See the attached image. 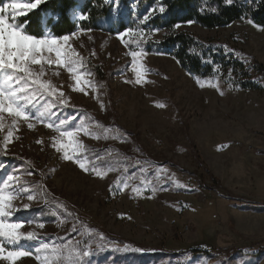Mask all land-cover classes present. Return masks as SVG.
I'll list each match as a JSON object with an SVG mask.
<instances>
[{
  "label": "rangeland",
  "instance_id": "1",
  "mask_svg": "<svg viewBox=\"0 0 264 264\" xmlns=\"http://www.w3.org/2000/svg\"><path fill=\"white\" fill-rule=\"evenodd\" d=\"M128 10L136 11L133 1ZM177 25L264 66V26L247 19L213 29ZM126 30L122 37L68 34L85 64L81 83L55 64L43 77L68 106L56 104L44 121L13 123L2 114L0 188L13 178L11 206L19 209L8 221L37 236L6 245L4 253L32 256H0V264H40L35 249L42 243L65 249L50 254L51 264H67L71 248L91 249L83 264H264V91L232 87L220 76L198 78L170 55L146 51L164 30ZM132 52L140 54L135 61ZM61 120L60 131H73L82 145L75 154L69 149L73 160L57 150L70 139L56 131ZM18 187L27 191L18 195Z\"/></svg>",
  "mask_w": 264,
  "mask_h": 264
},
{
  "label": "trees",
  "instance_id": "2",
  "mask_svg": "<svg viewBox=\"0 0 264 264\" xmlns=\"http://www.w3.org/2000/svg\"><path fill=\"white\" fill-rule=\"evenodd\" d=\"M131 1L136 4L134 13L128 10ZM152 6L164 7L165 12L156 9L155 15L142 22V16ZM75 13L81 18L77 19ZM245 19L263 27L264 0H232L231 4L225 0H118L117 3L114 0H44L37 8L19 15L15 22L23 23L27 33L37 37L44 34L59 37L77 29L106 33L161 29L164 30L162 38L145 43L146 51L170 55L180 67L198 78L220 76L232 87L263 92L264 66L261 63L239 59L232 48L215 39H203L175 28L179 23L192 21L213 29Z\"/></svg>",
  "mask_w": 264,
  "mask_h": 264
},
{
  "label": "snow or ice",
  "instance_id": "3",
  "mask_svg": "<svg viewBox=\"0 0 264 264\" xmlns=\"http://www.w3.org/2000/svg\"><path fill=\"white\" fill-rule=\"evenodd\" d=\"M42 3H44V0H34L32 3L23 5L18 4L16 0H9V2L0 0V127L3 126L4 117L2 114L5 112L13 118V123L17 118H22L24 121L29 119L44 121L48 115L53 114L51 108L55 107L56 104L61 107L68 106L63 99L64 94L59 92L50 80L43 79L45 66L51 67L55 64L64 67L69 73L73 74V78L78 85L81 83L85 64L82 58L77 60L74 55V49L69 44L70 36L68 34L59 37L44 34L37 37L28 34L23 23L15 22L22 14L17 11L18 9L32 10ZM225 3L231 4L232 0H225ZM159 12L164 13L165 8L160 7ZM155 14L154 10H150L143 17V21L149 20ZM188 23H192V21H188ZM176 27H179V25ZM126 31L132 32L131 29ZM72 35L74 36L76 33L73 32ZM118 35L122 37L124 33H118ZM131 55L135 61V58L140 54L132 52ZM37 65L39 66L38 71L34 67ZM141 80L142 77L137 75L135 83L140 84ZM84 83L91 84L92 82L89 80ZM45 99L46 103L40 105V100ZM33 109H35V112L32 111ZM65 124L66 121L61 120L55 128L56 131L60 132V139L64 137L70 139L68 143L61 144L57 150L63 149V159L73 160L74 155H69V149L75 154L81 150L82 145L79 142L74 143L75 135L73 131H60ZM47 126L53 127L52 124ZM28 127L32 128L33 124L29 123ZM57 143H54L53 147H57ZM98 159L100 158L98 157ZM76 162L79 163L81 168H85V164L80 161L79 157H76ZM96 174L101 175L99 171ZM12 179V177H9L8 180H5L4 187L0 188V256L4 260L15 262L18 258L32 256V252L15 250L7 251V254L4 255L6 245H17L22 239H35L37 234L33 231L27 233L21 231L20 229L23 227L21 222L8 221V217L12 216L14 211L19 210L11 206L12 201L16 198L9 191L11 187L9 182ZM26 191V189L17 188L18 195ZM133 191H136V189H133ZM33 198L32 195L27 196L28 201H32ZM29 207L28 203L23 204L24 209ZM39 226L43 227V224ZM64 251L65 249L62 247L50 248L49 244L42 243L35 249V258L40 261V264H51L52 257L50 254L58 253L62 255ZM136 251H140V249H136ZM248 251L247 249L244 250L245 253ZM90 254L91 249L77 251L71 248L68 249V254L64 257V260L67 264H83L84 258Z\"/></svg>",
  "mask_w": 264,
  "mask_h": 264
}]
</instances>
